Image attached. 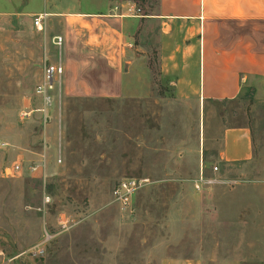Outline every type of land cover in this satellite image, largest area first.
Masks as SVG:
<instances>
[{"label":"rangeland","instance_id":"rangeland-1","mask_svg":"<svg viewBox=\"0 0 264 264\" xmlns=\"http://www.w3.org/2000/svg\"><path fill=\"white\" fill-rule=\"evenodd\" d=\"M44 1L0 0V264H264V101L250 89L229 100L187 92L168 71L170 38L152 27L143 46L137 35L129 47L121 91L104 93L109 79L75 67L92 91L63 83L46 116L31 112L43 105L36 86L63 35L51 11L102 13L111 1L145 17L158 5L49 0L43 12ZM70 49L64 37L65 67ZM229 127L250 129L249 160L221 158ZM130 179L139 188L123 205L113 190Z\"/></svg>","mask_w":264,"mask_h":264},{"label":"crops","instance_id":"crops-1","mask_svg":"<svg viewBox=\"0 0 264 264\" xmlns=\"http://www.w3.org/2000/svg\"><path fill=\"white\" fill-rule=\"evenodd\" d=\"M103 6L102 13L80 6L50 12L58 16L59 32L70 46L74 42V50L66 55V92L92 91L86 77L76 75L75 67H87L101 79H109L104 93L121 91L129 47L137 35L136 46H143L147 31L155 27V38L159 31L160 39L170 38L167 54L173 67L168 71L177 73L178 85L187 92L203 99L229 100L250 89L264 101V0H158L155 11L145 17L125 8L115 12L111 1ZM51 7L45 0L37 9L48 12ZM83 50L84 65L77 61V53ZM100 62L107 63L110 73L99 72ZM252 152L248 127L225 129L223 160L246 161Z\"/></svg>","mask_w":264,"mask_h":264},{"label":"built area","instance_id":"built-area-1","mask_svg":"<svg viewBox=\"0 0 264 264\" xmlns=\"http://www.w3.org/2000/svg\"><path fill=\"white\" fill-rule=\"evenodd\" d=\"M129 13L132 15H138V11L135 8H130ZM46 14H40L35 17V25L39 26L44 21ZM54 45L57 47V53L53 60H50L44 70V75L42 81L36 86L35 94L41 98L43 105L38 106L31 112H39L44 116L47 115V112L50 110L56 99L61 101L63 95V83H64V74H65V65H64V55H63V45L64 37L57 35L54 37ZM39 166L32 167V170H36ZM218 167L215 166L214 170L218 171ZM10 170V169H9ZM21 170V164H15L13 166V171L19 172ZM8 172V168L5 170ZM216 181V180H215ZM139 188L136 180H125L120 182L113 190L115 200L123 205H129L131 196L133 192ZM63 227L62 231L68 230L70 224L67 220L61 223ZM51 236L49 233L46 234V240L50 239ZM43 244L37 246V249L34 251L36 254H43L44 247Z\"/></svg>","mask_w":264,"mask_h":264},{"label":"water","instance_id":"water-1","mask_svg":"<svg viewBox=\"0 0 264 264\" xmlns=\"http://www.w3.org/2000/svg\"><path fill=\"white\" fill-rule=\"evenodd\" d=\"M22 264H26V261L25 260H22Z\"/></svg>","mask_w":264,"mask_h":264}]
</instances>
